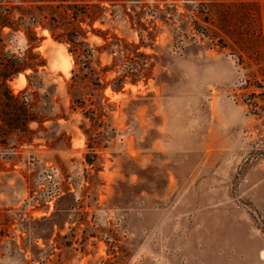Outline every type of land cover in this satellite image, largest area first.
<instances>
[{"label":"rangeland","instance_id":"1","mask_svg":"<svg viewBox=\"0 0 264 264\" xmlns=\"http://www.w3.org/2000/svg\"><path fill=\"white\" fill-rule=\"evenodd\" d=\"M0 264H264V0H0Z\"/></svg>","mask_w":264,"mask_h":264}]
</instances>
